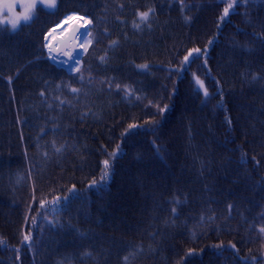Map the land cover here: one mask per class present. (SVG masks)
Returning a JSON list of instances; mask_svg holds the SVG:
<instances>
[{
	"label": "trees",
	"instance_id": "obj_1",
	"mask_svg": "<svg viewBox=\"0 0 264 264\" xmlns=\"http://www.w3.org/2000/svg\"><path fill=\"white\" fill-rule=\"evenodd\" d=\"M205 1L58 0L54 10L38 7L16 30L0 25V49L25 54L0 66V264H135L146 250L180 261L174 226L186 199L193 207L201 199L203 211L219 205L225 221L223 213L234 209L233 232L221 241L214 240L213 223L204 225L208 231L189 230L197 224L190 214L180 230L194 232L199 242L210 239L213 256L197 254L189 264H260L254 250L264 234V0H210L219 12L210 14L215 25L193 12L195 2ZM178 8L179 20L170 19ZM142 12H149L143 22ZM72 13L86 16L91 28V46L76 71L57 66L43 41ZM164 29L170 34L161 36ZM24 47L39 60L30 62ZM194 49L200 52L185 61ZM115 51L128 89L153 83L149 97L127 92L110 60ZM147 73L151 79L143 83ZM8 80L12 88L2 91ZM212 86L228 94L226 105ZM15 100L20 115L5 110ZM216 110L220 120L240 110L258 118L255 124L239 119L214 141ZM67 117L80 119L69 136L76 140L72 150L40 147L38 137L63 140L57 134ZM82 158L81 166L75 163ZM220 177L230 179L224 184ZM235 178L247 182L244 216L236 199L211 191L220 182L229 194ZM175 189L183 194L178 203L168 196ZM12 208L23 222L12 220ZM102 222L106 239L98 230ZM123 240L138 252L134 259L104 258L103 248L112 256Z\"/></svg>",
	"mask_w": 264,
	"mask_h": 264
},
{
	"label": "bare ground",
	"instance_id": "obj_2",
	"mask_svg": "<svg viewBox=\"0 0 264 264\" xmlns=\"http://www.w3.org/2000/svg\"><path fill=\"white\" fill-rule=\"evenodd\" d=\"M204 3H205V5H203L202 7H197L196 2H195L194 6H193V12H197L199 14L206 15L205 23L215 25L217 23V21L210 14H213L214 11L217 12L218 14H219V12L210 8V6H209L210 0L205 1ZM52 10H54V9H52ZM90 10L96 14H100L99 9H90ZM134 10H135V8H134ZM137 12H139V10H137ZM105 14L108 15L107 13H105ZM170 14H173V15L169 16L170 19L179 20L180 15L183 14V10L181 11L178 8ZM169 18H168V20H169ZM88 32L91 36V28L88 29ZM167 32H168V34H170L169 29H166V30L164 29L161 32V36L166 34ZM53 33L54 32L47 31L44 34L43 41L46 44H49L50 40L54 36L57 35V34L54 35ZM47 34L49 35V38H48V40H45V36ZM90 46H91V42H90ZM81 47L82 46L79 42L78 43V52H80ZM23 50L28 54V58H29L30 62H33L34 60H39V59L34 58V55L30 51V49L24 47ZM12 54H14V53H12ZM12 54L10 52L2 51L0 49V66L8 64L11 61V59H14L17 57L22 58L23 56H25L24 52H20V51L18 53H16L14 55V57H12L13 56ZM120 58H121V53L119 51H115V53L111 56L110 60H111V63H113L116 67H118L117 71H118L119 76H120V81L122 82V85L125 88H127V92H135V93H137V94H139L145 98L149 97V92L151 91L153 83L149 84L150 87H148V86L142 87L138 91H133V90L128 89L129 88V79L123 73L121 67L119 68L118 61ZM150 79H151V75H150V73H147L146 77L143 79V83L149 82ZM67 85L71 89H75V87H76V83L71 82V81L67 82ZM7 88H10V89L12 88V82L9 80L7 81V83L5 85H2L1 90L5 91ZM212 90L216 93L217 100L220 101L222 104L226 105L228 94L221 93L220 91L216 90V88L214 86H212ZM259 96H260L259 99L264 101V92L259 94ZM31 100H32L31 97L30 98L26 97L22 101L26 105H28L32 102ZM199 102L203 107L208 106V104L203 100H199ZM16 107H18V105H17L16 100H15L13 102H8L5 106V108H6L5 110L7 111L8 114H10L15 109V112L19 113V115H20L21 112L19 110H17ZM259 108H261V107H259ZM214 115L216 116V118H218V121L216 123V128L214 127L211 131L212 135L217 136V138H215L214 141H218V135H220L219 133L223 129H227L230 126L235 127L237 125V122L239 119H242L244 121H251V123L255 124L257 121V118H258L257 115L251 113V111H249L248 113H245V112H243V110L230 112L229 115L226 118H224L223 120H220V113L217 110L214 111ZM66 120L67 121H66L65 125L62 127V130H59L58 134H57L59 138L63 139L61 142H55L53 144H50L48 141L42 140L40 137H38L39 146L42 148H51L52 146H57L60 148L67 149V152H70L72 150V147L76 143V140L74 138L75 136L74 137H69V136L72 133L73 123L77 125V123H80V119L78 117H75V119L73 117H67ZM31 140H32V137L29 140V146H30ZM35 153L37 155L40 154L39 150H37ZM86 160H87L86 158H82V159H80V161L78 159H75V163L81 166L82 164H80L79 162L84 163V162H86ZM76 167L78 168V166H76ZM193 173L196 177L197 174L194 171H193ZM228 179H230V178L229 177H220L219 181L225 184ZM220 182L216 183V188H214L213 184L211 183V191L213 193L217 192L223 196L226 194L227 195L226 199L228 198V195H229V198L231 200L236 199L237 200L236 210L237 211L239 210V213L244 216L247 213V211L241 210V208L244 206L243 198H244V196H246L247 191H248V189H246L247 182L244 179L239 180L238 178H235L234 179V188H232V190H230V189L228 190L229 194H227L226 190H224L225 188L223 189L224 186ZM244 187H245V190H243ZM183 191L186 192V190H183ZM168 196L170 197V199L174 203H178V202L184 200L183 194L180 193L179 189L173 190ZM106 201H108L109 203H112L111 202L112 198L110 199V197H107ZM186 202H187V204L182 205L183 210H182V213L180 214L181 218L178 219L177 225L174 226V228H175L174 230L176 232L175 237L177 238L175 249L179 248V252H177V255H178L180 261H175L173 259L174 258L172 256L173 253H169L167 258L163 257L160 259L159 256L157 257L156 251L146 250L142 255V261L136 262L135 264H142V263L143 264H180L181 261H185V262H187V264H189L190 261L192 259H194L197 254L203 255L207 258H210L211 256H213L212 251H211L212 248H211V244H210V239H208V240L204 239L202 242H199L194 238V236H193L194 232H190V231L183 232L180 230L183 227V225H185L187 220L190 218V214H191L192 218L194 220H196L197 224L191 225L189 227V230L194 229L198 232H200L202 230L208 231V229L210 227L209 228L204 227V225L206 223L207 224L213 223L212 224V227H213L212 232L215 233V237L217 239H214V237L212 236V232H211V236L215 241H221V239L223 237H228L231 234V232H233V228H231V225H232V222L234 219V217L231 215L232 211L234 212V209L232 210V205H230L231 206V213H229V212H228V214L223 213L224 215L227 216V219L225 221L224 220L225 217L220 216L221 215V209L219 208V205L216 206V208L212 211H203L204 203L201 199H198V201L195 203L194 207H193L194 203H192V200L186 199ZM0 203H4V202H1V200H0ZM0 206L2 207L1 204H0ZM4 208H7V207H4ZM9 212L12 215V220L19 219L20 222L24 221L21 219L18 209L12 208V209H10ZM27 216H28V214L25 215V217H27ZM263 216H264V214H263ZM67 218H68V220H72V219H74V215L68 213ZM198 222L200 223L201 226H199ZM103 225H104V222L99 224L98 230L101 234L100 237L102 239H106V236H105L106 230H105V227ZM43 226L46 227L45 222H43ZM258 240L259 241L256 244L257 246L254 250V260L258 261L260 264H264V234H262V233L259 234ZM116 245L119 248V250L115 253H112V256L110 255V253L105 248H103L101 250V254L104 255V258H113L114 257L113 258L114 260H117L119 263L120 262L122 263L123 260H126L125 258H127L128 260L130 258L134 259L135 256L138 254V252L136 250L130 249L132 246V243H130L129 241L123 240L120 242V244H116ZM171 252H173V250ZM88 264H93V263H90V261H89Z\"/></svg>",
	"mask_w": 264,
	"mask_h": 264
},
{
	"label": "rangeland",
	"instance_id": "obj_3",
	"mask_svg": "<svg viewBox=\"0 0 264 264\" xmlns=\"http://www.w3.org/2000/svg\"><path fill=\"white\" fill-rule=\"evenodd\" d=\"M57 2L58 0H56L55 7H49L48 5L50 3V0H43V5H41V0H0V25H8L11 27L10 23H4V21L10 22L13 19L21 18L25 14H32V18L28 21L30 22L35 17L36 9L38 7H43L45 9L52 10L56 8ZM71 18L77 19V17H74V16H72ZM80 21L86 24L85 33H88V34L87 36H85L84 35L85 33H84L80 37V44L82 47H81L80 54H79V60L77 61L75 66H71L68 68L70 71H76L79 68L80 59L87 52L90 46V34L88 32L89 19H86L85 17L82 16ZM28 22H23L21 20V25L24 23H28ZM53 34L56 35L58 33L54 32Z\"/></svg>",
	"mask_w": 264,
	"mask_h": 264
},
{
	"label": "water",
	"instance_id": "obj_4",
	"mask_svg": "<svg viewBox=\"0 0 264 264\" xmlns=\"http://www.w3.org/2000/svg\"><path fill=\"white\" fill-rule=\"evenodd\" d=\"M69 23L67 21L62 22L59 26L53 28V30H61ZM85 31V27L79 24L77 21H73L65 33L54 36L49 44V53L53 57H61L67 63H73L74 56L78 55V41L77 36ZM49 35L45 36V40H48ZM55 63L60 66H65V63L55 60Z\"/></svg>",
	"mask_w": 264,
	"mask_h": 264
},
{
	"label": "snow or ice",
	"instance_id": "obj_5",
	"mask_svg": "<svg viewBox=\"0 0 264 264\" xmlns=\"http://www.w3.org/2000/svg\"><path fill=\"white\" fill-rule=\"evenodd\" d=\"M236 2L239 3V0H236ZM55 4H56V0H50V3H49L48 6H49V7H55ZM41 5H43V0H41ZM232 8H233V4H229V5L224 9V16H227L228 13H229V9H232ZM151 11H152V10L149 9V12H151ZM149 12H142V13L139 14V16H140V20H141L142 22H143V21H146V20L148 19ZM31 18H32V14H25V15H23V16H22L21 18H19V19H13V20H11L10 22H9V21H4V23H10V25H11V29H12V30H16V29L21 25V20H22L23 22H28ZM222 19H223V17H222ZM86 23H87V22H86ZM134 26H135V27H139V24H134ZM87 34H88V33H85L84 35L87 36ZM112 43L115 44L116 42L113 41ZM199 52H200L199 49H194L192 52L189 53V56H186V57L184 58V60H185V61H188L190 56H192L194 53H197V54H198ZM103 59H104V57H101V60H103ZM140 67H144V68H146L147 65H141ZM201 84H202V82H201ZM73 91H77V90H76V89H73ZM205 94L207 95V93H205ZM129 127L131 128V127H134V126H133V125H130ZM104 164H105V167L107 168L108 165H109V161L105 160V161H104ZM105 175H106V173H105ZM261 231H264V228H262ZM28 239H30V237L25 236V240H28ZM233 247H234V246H233ZM125 259H127V258H125Z\"/></svg>",
	"mask_w": 264,
	"mask_h": 264
}]
</instances>
